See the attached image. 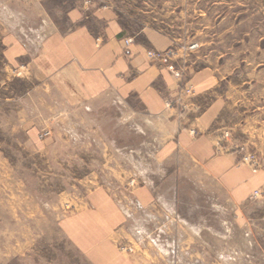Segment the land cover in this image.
Returning <instances> with one entry per match:
<instances>
[{"label": "crops", "instance_id": "obj_1", "mask_svg": "<svg viewBox=\"0 0 264 264\" xmlns=\"http://www.w3.org/2000/svg\"><path fill=\"white\" fill-rule=\"evenodd\" d=\"M197 35L186 41L146 26L128 33L112 9L85 1L0 0V107L18 110L6 125L19 145L46 158L50 175L58 167L59 140L72 141L55 126L79 118L99 136L92 129L75 139L86 150L97 137L103 146L99 157L150 155L158 167L192 174L195 188L233 206L264 198V61L252 63L248 54L228 48L216 51L215 34ZM192 43L198 48L188 51ZM168 48L177 51L180 77L146 56ZM15 79L27 86L16 89ZM108 123L114 128L110 136L103 128ZM44 128L51 135L39 139ZM103 141L120 144L108 150ZM247 149L257 152L262 168L253 171L241 162ZM148 180L129 199L123 195L135 210H145L159 196ZM79 201V209L60 219L51 209L43 211L0 144V263L29 255L43 223L54 217L56 230L92 264H133L113 242L118 215L127 218L117 199L98 185Z\"/></svg>", "mask_w": 264, "mask_h": 264}, {"label": "rangeland", "instance_id": "obj_2", "mask_svg": "<svg viewBox=\"0 0 264 264\" xmlns=\"http://www.w3.org/2000/svg\"><path fill=\"white\" fill-rule=\"evenodd\" d=\"M77 1L112 9L128 33L134 34L144 26L154 27L173 32L186 41L193 40L195 34L197 39H205L213 33L218 38V43L213 45L216 51L228 48L248 54L252 63L264 61V0H68ZM1 63L0 59V69ZM13 84L16 89L27 86L17 79ZM16 113L18 110L13 107H0L1 148L26 176L29 189L43 211L51 209L60 219L79 209L83 194L102 185L115 199L121 200L118 206L128 216L118 215L112 235L117 251L132 257L133 264H264V198L233 206L204 188H195L192 174L168 173L158 167L150 155L99 157L97 153L103 146L97 137L89 141L86 150L82 140L75 139L74 135L92 133V129L99 136L96 128L82 125L79 118L55 126L58 132L66 130L72 135V141L64 137L59 140L58 167L52 166L55 172L50 175L45 157L30 154L14 140L6 123L13 122ZM75 115L81 117V112ZM103 128L109 136L114 129L109 123ZM103 142L108 150L120 144V141L114 145ZM246 151L259 157L254 149ZM133 161L142 162L143 167L136 170ZM133 172L140 176L137 188L143 185L141 180L150 179L156 187L154 194L160 196L145 210H135L130 200L123 197L127 195L129 199L132 192L126 183ZM82 178L86 180L84 185ZM127 204L129 211L124 206ZM133 212L139 213L135 215L137 220ZM54 221L51 217L43 223L41 236L29 255L5 264H92L64 237L59 227L56 230Z\"/></svg>", "mask_w": 264, "mask_h": 264}, {"label": "built area", "instance_id": "obj_3", "mask_svg": "<svg viewBox=\"0 0 264 264\" xmlns=\"http://www.w3.org/2000/svg\"><path fill=\"white\" fill-rule=\"evenodd\" d=\"M130 43L129 39H125V45H128ZM196 48H198V44L197 43H192L187 47L188 51H193ZM186 50V51H187ZM177 51L173 48H168L166 50H162V51H158V50H148L146 52V56L147 58H149L150 60H154L157 61L159 63L164 64L167 69L172 72L174 74V76L176 77H180L181 76V72L180 69H178L177 67H175L174 64V58L176 55ZM186 53L184 52L183 54V58H186ZM51 135V130L50 128H44L39 134H38V138L39 139H45L47 137H49ZM241 162L248 165L253 171H256L260 168H262L263 163L261 162L260 158L252 152H244L241 156ZM139 174L137 172H133V174L130 176V178L127 180L126 183V187L129 189H132V191L134 189L137 188V186L139 185ZM142 183H144L141 180ZM257 195V192L254 193V196ZM117 202H121V200L117 199ZM126 206V210L129 211L130 210V206L124 205ZM128 217V216H127ZM120 250H123V247L119 248ZM127 250V249H126ZM128 251H131V249H128Z\"/></svg>", "mask_w": 264, "mask_h": 264}]
</instances>
